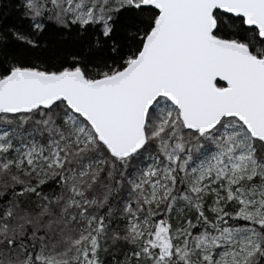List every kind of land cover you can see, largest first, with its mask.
<instances>
[{
    "label": "snow or ice",
    "instance_id": "snow-or-ice-1",
    "mask_svg": "<svg viewBox=\"0 0 264 264\" xmlns=\"http://www.w3.org/2000/svg\"><path fill=\"white\" fill-rule=\"evenodd\" d=\"M0 20V264H264V0Z\"/></svg>",
    "mask_w": 264,
    "mask_h": 264
},
{
    "label": "trees",
    "instance_id": "trees-1",
    "mask_svg": "<svg viewBox=\"0 0 264 264\" xmlns=\"http://www.w3.org/2000/svg\"><path fill=\"white\" fill-rule=\"evenodd\" d=\"M11 19H12V22H15V17H14V15L11 17ZM3 21L2 20H0V27H2L3 26ZM49 39L50 40H52V41H55L56 40V37L55 36H52V37H49Z\"/></svg>",
    "mask_w": 264,
    "mask_h": 264
}]
</instances>
